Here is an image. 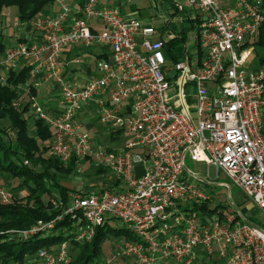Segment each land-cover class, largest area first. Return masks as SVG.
<instances>
[{
  "label": "built area",
  "instance_id": "obj_1",
  "mask_svg": "<svg viewBox=\"0 0 264 264\" xmlns=\"http://www.w3.org/2000/svg\"><path fill=\"white\" fill-rule=\"evenodd\" d=\"M52 1L55 10L20 23L31 25L30 32L1 55L0 85L11 70L26 69L29 108L52 133L47 157L63 164L75 159L78 166L88 161L118 184L72 193L67 204L51 198L61 210L53 220L16 230L13 238L28 240L70 222V231L60 229L67 240L40 248L33 264L70 263V244L90 241L109 218L122 221L135 240H123L98 264H264V66L250 67L246 45L264 27V0H182L178 7L200 20L198 51L171 64L153 25L125 17L105 0L77 8L74 0ZM95 43L108 46L109 57L96 62L97 77L75 87L61 55ZM46 81L58 86L55 112L30 94ZM88 104L100 123L130 133L131 141L113 151L94 142L77 120ZM187 156L225 175L233 211L206 209L210 196L197 172L185 167ZM231 185L260 211L261 224L233 201ZM13 199L0 187L1 203Z\"/></svg>",
  "mask_w": 264,
  "mask_h": 264
},
{
  "label": "trees",
  "instance_id": "obj_2",
  "mask_svg": "<svg viewBox=\"0 0 264 264\" xmlns=\"http://www.w3.org/2000/svg\"><path fill=\"white\" fill-rule=\"evenodd\" d=\"M48 3L49 0H0V24L1 14L5 8L15 7L19 22H26L43 11ZM258 31L253 38L246 41V45L253 46L254 50L264 48V27ZM181 34H183L181 37H174L164 43L168 51L165 56L173 63L182 60L184 55L182 47L186 37L184 32ZM6 49L0 32V56ZM255 55L258 58V65L250 67L256 70L264 65V55L259 53ZM104 59L107 57L104 56ZM26 76V69L19 72L11 70L7 75V84L0 85V173H5L19 181L16 188H12L16 195L13 201L7 204L0 202V232H2L0 233V264L13 262L29 264L24 261L26 254H29L28 261H30L36 257V252L40 248L50 249L67 240L69 235L67 237L60 230L64 227L67 231L71 230L67 218L58 222L55 229L46 237L34 236L28 240H18L5 231L28 229L38 221L53 220L61 210L52 207L48 203L49 199L59 198L67 204L70 194L79 192L59 181V175L61 177L76 171L78 165L75 159L63 164L58 159L47 157L52 136L50 129L42 120L34 118L29 121L26 117L29 93L22 89V85L27 81ZM166 76L170 81L175 79V75L166 73ZM36 90L31 88L30 94L36 95ZM17 102H20L19 106H16ZM109 151L113 150L109 148ZM102 172L109 173L107 169L98 168V173ZM114 184L117 185L118 182ZM20 191L25 193L19 195ZM104 227L106 224L98 226L90 241L82 244L74 243V249L77 251L68 264H89L99 258L102 245L108 239L109 230L104 232ZM126 232V240H135L127 230Z\"/></svg>",
  "mask_w": 264,
  "mask_h": 264
},
{
  "label": "rangeland",
  "instance_id": "obj_3",
  "mask_svg": "<svg viewBox=\"0 0 264 264\" xmlns=\"http://www.w3.org/2000/svg\"><path fill=\"white\" fill-rule=\"evenodd\" d=\"M122 1V0H121ZM132 4L134 5L137 10H135L131 16L132 18L139 19L142 22H146V24L153 25L157 29H161L164 27L166 24L167 20L173 21L174 25L176 27H181V26H187L186 30V48H188L189 53L195 54V39H194V32L189 31V25L186 22L180 21V16L178 14L174 15L173 18L170 17L169 14V4L170 0H129ZM111 6H116L118 7L123 14L122 11L127 10L128 5L124 4L123 1L119 4V1H115V4L111 0L108 2ZM118 3V4H117ZM50 4H53L54 6L51 7ZM49 6V7H48ZM56 4L52 1L49 0V3L44 7L43 11L40 13H50L53 10H55ZM39 13V14H40ZM1 24H0V32H1V37L2 40L5 44L6 47L10 46L11 44H15L17 41V36H28L30 32V27L31 25H25L24 27L20 25L21 22L18 20V15H17V9L15 7H8L3 10V14H1ZM127 17V16H125ZM129 18V17H128ZM171 18V19H170ZM187 24V25H186ZM93 45V44H92ZM74 46H82L80 44L74 45ZM73 46V47H74ZM108 47V46H106ZM252 48L253 46H248ZM88 48V47H86ZM109 48V47H108ZM110 50V48H109ZM108 50V51H109ZM110 53V51H109ZM256 53H259L260 55H264V48H256L250 55L249 61H252V66L257 65L258 58H256ZM109 57V54H108ZM107 57V58H108ZM195 61H193L194 63ZM189 86H187V90H189ZM38 97V95H37ZM41 97V96H39ZM38 97V98H39ZM40 102V101H39ZM189 102H191V98L189 97ZM42 103V101L40 102ZM48 109V108H47ZM50 112V111H47ZM192 115H194V111H192ZM195 116V115H194ZM26 117H28L29 121L34 120V114H33V109L28 108V111L26 113ZM96 123L100 125L98 119H96ZM121 131V130H120ZM89 133V132H88ZM93 141L96 142L97 144L100 145H106L107 147L111 148L112 150L114 146H122L124 142L131 141L132 137L130 133L121 131L119 134V139L114 143L110 142L109 139L105 136H96L94 137L91 134ZM185 167L188 170H193L197 172L199 178L201 181H198L197 183L200 184L201 188L204 190V192L210 196V199L206 203V209H215V210H221V209H227L228 211H233V206L230 203L229 200V195H228V188L223 185V183L229 182L225 175L220 171L218 173V169L214 167L213 165L207 166L206 163L203 162H198L191 160L189 156L185 158ZM98 168L94 164L84 161V163H80L79 166H77L76 171L74 173H71L69 175L61 176L59 175V181L64 184L65 186L73 189H77L79 192H74V193H87L92 190H101V189H106V188H111L113 186H116L114 183L116 179L114 176L109 172H102L98 173ZM136 172H139L142 170V168L138 165L136 167ZM203 181V182H202ZM207 181V183H206ZM205 182V183H204ZM19 181L17 179H12L10 176H8L5 173H0V187L3 189H6L7 191H10L13 193L14 198H15V192L12 191V188H16L17 184ZM19 195L24 194V191L18 192ZM230 194L232 195L233 201L235 203L243 208L244 214L247 217L248 220L253 221L256 224H261V217H260V211L257 210V208H254L251 206L250 208H245V197L242 195L240 190H238L235 186L231 185V192ZM19 229H9L6 230L5 232L10 234L11 237L14 235L17 236V231ZM25 230V229H22ZM107 240L103 243L102 245V253L99 256L98 259H95L91 261L89 264H98L99 261L103 260L106 258L108 253H110L111 249L114 247H118L123 240H125L127 232L124 229V224L122 221L114 218H109L106 227H104L103 231L107 232ZM2 233V232H0ZM65 235V233H63ZM17 239V238H16ZM72 245L71 247V258L74 256L75 252L77 251L75 248L74 243L70 244ZM27 253V252H26ZM29 254H26L25 256V263L33 264L36 261V258H32L30 261H28ZM10 264H19L18 262H13ZM175 264V263H173ZM195 264H203L200 261H197ZM208 264H215L213 263V260H211Z\"/></svg>",
  "mask_w": 264,
  "mask_h": 264
},
{
  "label": "crops",
  "instance_id": "obj_4",
  "mask_svg": "<svg viewBox=\"0 0 264 264\" xmlns=\"http://www.w3.org/2000/svg\"><path fill=\"white\" fill-rule=\"evenodd\" d=\"M107 1L109 2L110 0H105L106 3ZM112 1L115 4L116 0H111V2ZM117 1H119V4L123 1L124 4L128 5L127 10L122 11L125 16L127 17L133 16L132 13L135 10H137V8L134 5L130 4L131 2L129 0H122V1L117 0ZM170 1L171 2L168 7L170 8L169 9L170 17L173 18L174 15L178 14L181 17L180 21L188 23L189 31L194 32L193 34H194L195 47H196V36H197L196 33L198 31L200 20H198V18L195 17V13H193L188 8L185 7L183 9H180L178 7V5L182 4L183 2L182 0H170ZM83 2L84 0H74L72 5L73 7L77 8V7H80ZM50 5L51 7L54 6L53 4H50ZM155 29L157 30V37H160L161 39H163L165 43L166 41L172 40L174 37L176 38L181 37L183 35L181 34L182 32L185 33V37H186L187 26L176 27L173 21L167 20L164 27H162L161 29H157V28ZM185 42H186V38H185V41L182 47L184 49V55L182 57V60H185L187 57L193 58L198 51V47H196L195 50L193 49V51H195V54L189 53L188 48H186ZM163 49H164L165 54H167L168 53L167 49H165V47ZM108 50L109 48L106 47L105 45H99L95 43L88 48H85L82 46H74V47H71L69 50L65 51V53L63 52V54L61 55V59L68 62V66H67L68 70L66 69V71H64L65 77L67 78V80H71L72 83H74V86L78 87V86L83 85L88 80L97 77L99 73L96 70L95 64L98 60L104 59V56L108 57V54H109ZM253 51L254 49L252 50V52ZM80 58H82L83 60L76 61L77 59H80ZM0 59H1V56H0ZM182 60H179V61H182ZM167 61L169 62V64L173 63L169 59ZM257 65H258V61H257ZM250 66L256 67V66H252V61H250ZM261 66H264V65H261ZM167 73L171 74V72L169 71H167ZM57 93H58V86L52 81H46V82H42V85L40 86V88L36 90L35 96L36 97L37 95L38 97L41 96L39 98L37 97L38 100L40 102L42 101L46 103V106L50 112H55L56 110L55 107H57V100H58ZM96 119H98L100 123L99 116L97 115L96 110H95V106L89 105V104L83 106V108L81 109V111L78 113V116H77V120L81 123L82 128L85 131L89 132L90 135L92 134L94 137L105 136L109 139L110 142L115 143L119 139V134L121 132H118V130H113L110 127L102 123L98 125L96 123ZM128 142L129 141L124 142L122 146H114L113 149L119 150L123 148V146ZM245 205H246L245 208L251 207V204L249 203L248 204L245 203Z\"/></svg>",
  "mask_w": 264,
  "mask_h": 264
}]
</instances>
